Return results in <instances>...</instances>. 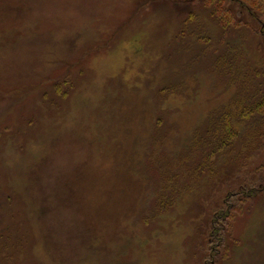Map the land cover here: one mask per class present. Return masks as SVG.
<instances>
[{
  "label": "rangeland",
  "instance_id": "374dc122",
  "mask_svg": "<svg viewBox=\"0 0 264 264\" xmlns=\"http://www.w3.org/2000/svg\"><path fill=\"white\" fill-rule=\"evenodd\" d=\"M251 14L0 0V264H264Z\"/></svg>",
  "mask_w": 264,
  "mask_h": 264
},
{
  "label": "trees",
  "instance_id": "16d2710c",
  "mask_svg": "<svg viewBox=\"0 0 264 264\" xmlns=\"http://www.w3.org/2000/svg\"><path fill=\"white\" fill-rule=\"evenodd\" d=\"M220 1H223V0H220ZM238 1L240 2V6H243V8L247 9L250 13L252 12L254 13L251 15L261 22L259 23L262 24V28H263L264 19L261 17H264V0H238ZM262 32H264L263 29H262ZM259 105L251 109L252 114L257 113L259 111ZM260 185L264 186V183H260Z\"/></svg>",
  "mask_w": 264,
  "mask_h": 264
}]
</instances>
